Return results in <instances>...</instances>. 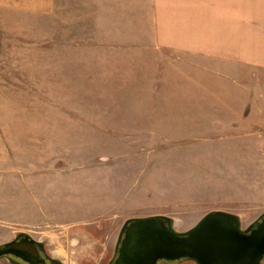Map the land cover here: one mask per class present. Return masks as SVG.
Here are the masks:
<instances>
[{"label":"rangeland","instance_id":"1","mask_svg":"<svg viewBox=\"0 0 264 264\" xmlns=\"http://www.w3.org/2000/svg\"><path fill=\"white\" fill-rule=\"evenodd\" d=\"M142 7H0V245L27 233L64 264H107L128 218L186 231L212 211L244 226L264 213L255 109L241 118L221 86L196 91L175 62L146 60Z\"/></svg>","mask_w":264,"mask_h":264},{"label":"crops","instance_id":"2","mask_svg":"<svg viewBox=\"0 0 264 264\" xmlns=\"http://www.w3.org/2000/svg\"><path fill=\"white\" fill-rule=\"evenodd\" d=\"M53 5L54 0H0V7L26 12H49ZM142 23L146 60L175 62L189 71L185 76L196 91L221 86V104L244 109L241 118L252 117L246 107L253 106L263 154L264 0H143ZM232 91L238 100H229ZM5 264L15 263L7 258Z\"/></svg>","mask_w":264,"mask_h":264},{"label":"water","instance_id":"3","mask_svg":"<svg viewBox=\"0 0 264 264\" xmlns=\"http://www.w3.org/2000/svg\"><path fill=\"white\" fill-rule=\"evenodd\" d=\"M247 231L238 214L223 211L207 213L186 231L176 229L169 216L128 218L120 231L115 264H157L160 259L182 258L196 264H260L264 257V219L250 233ZM3 245L0 257L16 253Z\"/></svg>","mask_w":264,"mask_h":264},{"label":"flooded vegetation","instance_id":"4","mask_svg":"<svg viewBox=\"0 0 264 264\" xmlns=\"http://www.w3.org/2000/svg\"><path fill=\"white\" fill-rule=\"evenodd\" d=\"M264 219V213L261 214L255 221L250 223L247 226L242 224L244 229H248L247 233H250L262 220ZM164 223L167 225L168 222L166 219H163ZM111 233V242L110 247L112 255L108 260L107 264H115L116 258L118 256L119 245H120V232L117 230L114 232V238H112ZM9 244L3 245L2 248L13 249L16 253H10L8 255L2 256L10 260V262L15 264H64L63 259L58 257L48 248L46 240L43 238H34L33 236L27 233H20L15 236ZM189 260L191 263L196 264L194 261L188 258H182L178 260H166L160 259L157 264H171L176 261ZM260 264H264V257L262 258Z\"/></svg>","mask_w":264,"mask_h":264}]
</instances>
